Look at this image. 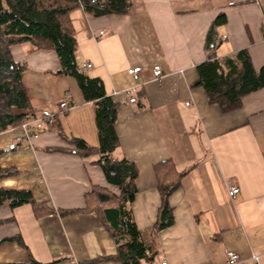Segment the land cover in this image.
Segmentation results:
<instances>
[{"label": "crops", "instance_id": "0c3cea01", "mask_svg": "<svg viewBox=\"0 0 264 264\" xmlns=\"http://www.w3.org/2000/svg\"><path fill=\"white\" fill-rule=\"evenodd\" d=\"M131 2L126 14L94 16L79 7L70 17L78 64L91 62L86 73L100 78L118 102L113 156L139 169L133 217L158 250L152 262L140 264H227L228 250L240 255L237 264H264V86L223 109L195 85L202 62L241 50L261 72L264 0ZM220 14L226 20L214 38L225 39L210 47L208 33ZM12 53L27 65L23 82L32 107L37 114L55 113L57 121L14 150L8 144L22 129L0 132V169L15 172L0 176V188L30 190L51 209L37 215L31 203L0 205V263L124 264L115 258L102 207L87 200L94 187L119 190L107 182L96 155L82 156L69 143L76 137L99 146L94 103L73 76L57 73L55 51L23 42ZM156 64L161 78L153 76ZM135 66L142 67L138 82L128 72ZM66 95L70 108L62 113L58 102ZM165 160L183 175L168 198L173 224L153 232L162 201L155 165ZM233 185L240 188L235 197L229 195Z\"/></svg>", "mask_w": 264, "mask_h": 264}, {"label": "trees", "instance_id": "16d2710c", "mask_svg": "<svg viewBox=\"0 0 264 264\" xmlns=\"http://www.w3.org/2000/svg\"><path fill=\"white\" fill-rule=\"evenodd\" d=\"M131 6V0H0V132L20 128L27 115L37 114L23 82L27 65L15 60L12 46L30 42L35 48L55 51L61 64L57 73L73 76L85 99L95 106L99 146L93 147L84 139L74 137L69 139L73 145L71 151L82 156L96 155V163L103 169L107 182L119 190L115 194L104 187H94L87 194V200L102 207L117 245L115 258L124 264H140L142 260L152 262L158 250H155L146 232L137 227L133 217L131 205L138 192L139 169L130 159L113 156L119 143L116 130L118 102L107 95L100 78L90 77L78 64V42L70 17L71 12L79 7L89 14L101 16L126 14ZM225 20V15L220 14L212 23L207 37L208 46L214 44L215 28ZM198 72L195 85H202L210 100L223 109L239 106L244 95L264 86V67L257 73L246 50L233 57L211 58L202 62ZM155 172L162 201L157 222L151 229L153 232L173 224L168 198L183 175V172L176 171L172 160L156 164ZM14 173L11 169H0L1 177ZM26 203L34 206L37 215L51 210L39 205L30 190L0 188V205L17 207ZM17 240L24 245L21 238ZM0 264L44 263L31 258L29 262Z\"/></svg>", "mask_w": 264, "mask_h": 264}, {"label": "built area", "instance_id": "2783aa9c", "mask_svg": "<svg viewBox=\"0 0 264 264\" xmlns=\"http://www.w3.org/2000/svg\"><path fill=\"white\" fill-rule=\"evenodd\" d=\"M101 34L104 33V31L100 32ZM223 39H225V36H222L221 38L215 39L214 44L220 43ZM92 67V63L87 61L83 64L82 68L83 70H87ZM129 74L132 76V78L138 82L140 78V74L142 72L141 66H135L128 69ZM153 76L155 78H161L164 75V71L160 64H156L152 68ZM131 102H138V99L136 97L130 98ZM191 102H187V105H189ZM60 112L64 113L69 110V95L64 96L59 102H58ZM55 113H43V114H29L25 117V121L20 127L22 129L21 133L13 137L9 144L8 149L14 150L18 147V145L24 141L32 142L35 139H37L40 134L44 131H47L51 129L54 126L55 122ZM240 191L239 186L233 185L229 189V195L231 197H235L238 192ZM227 254V264H237L240 261V255L237 252L228 250L226 252ZM257 258V257H256ZM258 259V258H257ZM160 264H168L166 261H161Z\"/></svg>", "mask_w": 264, "mask_h": 264}]
</instances>
